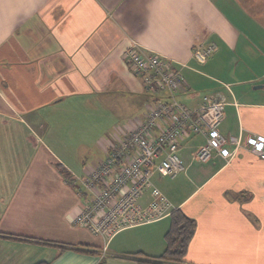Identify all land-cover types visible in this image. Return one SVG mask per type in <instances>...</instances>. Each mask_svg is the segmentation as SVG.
<instances>
[{"label": "crops", "instance_id": "1", "mask_svg": "<svg viewBox=\"0 0 264 264\" xmlns=\"http://www.w3.org/2000/svg\"><path fill=\"white\" fill-rule=\"evenodd\" d=\"M211 42L199 63L195 46ZM134 43L182 68L189 106L225 96L220 130L235 155L193 161L206 138L191 133L185 171L152 176L197 222L186 260L264 264V159L245 142L264 136V0H0V264H140L134 253L164 252L170 215L119 231L104 256V238L71 222L86 204L76 180L145 118L149 97L124 56Z\"/></svg>", "mask_w": 264, "mask_h": 264}, {"label": "built area", "instance_id": "2", "mask_svg": "<svg viewBox=\"0 0 264 264\" xmlns=\"http://www.w3.org/2000/svg\"><path fill=\"white\" fill-rule=\"evenodd\" d=\"M217 47L215 42L197 44L193 56L199 63H205ZM124 56L132 72L141 77L149 97L145 118L109 140L106 157L75 182L81 183L79 194L86 204L71 222L104 238L102 256L108 242L119 231L157 221L176 209L154 185L152 176L155 169L171 177L185 171L179 151L187 136L202 133L206 138L193 152V161L208 162L214 152L225 159L235 155L220 130L225 116V96L208 95L198 105L189 106L179 99L186 79L182 68L172 59L137 43L126 49ZM245 142L251 152L264 159V136L251 135ZM149 189L152 198L142 205L140 199Z\"/></svg>", "mask_w": 264, "mask_h": 264}, {"label": "trees", "instance_id": "3", "mask_svg": "<svg viewBox=\"0 0 264 264\" xmlns=\"http://www.w3.org/2000/svg\"><path fill=\"white\" fill-rule=\"evenodd\" d=\"M69 178V172L62 171ZM171 224L165 235L167 246L159 256H143L140 253H134V258L140 264H163L177 263L189 264L186 255L190 242L195 234L197 222L194 218L187 215L181 208H176L170 214ZM37 264H46L39 262Z\"/></svg>", "mask_w": 264, "mask_h": 264}, {"label": "rangeland", "instance_id": "4", "mask_svg": "<svg viewBox=\"0 0 264 264\" xmlns=\"http://www.w3.org/2000/svg\"><path fill=\"white\" fill-rule=\"evenodd\" d=\"M164 221H167L168 225L170 226V224H171V219L170 218H168V219H166ZM159 223L160 222H156V223L150 224L149 226L150 227H154V228H158L159 226H162L163 225L162 223H160V224Z\"/></svg>", "mask_w": 264, "mask_h": 264}]
</instances>
